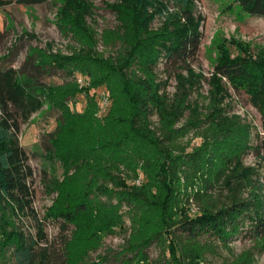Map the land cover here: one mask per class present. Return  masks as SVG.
<instances>
[{"label": "trees", "instance_id": "16d2710c", "mask_svg": "<svg viewBox=\"0 0 264 264\" xmlns=\"http://www.w3.org/2000/svg\"><path fill=\"white\" fill-rule=\"evenodd\" d=\"M46 1L0 0V8ZM195 1L120 0L109 6L119 26L104 32L102 43L119 47L114 55L103 57L94 50L96 40L86 23L88 4L65 0L61 20L84 40V47L24 66L37 76L67 69L86 75L90 79L86 91H73L86 99L80 115L65 106V92L36 84L28 75L21 78L23 71L19 75L12 68L0 69V264H71L74 243L82 242L77 251L80 258L95 246L96 230L121 226L118 208L106 202L74 206L78 195L57 185L60 198L49 215L40 217L35 211L33 170L18 141V111H35L41 97L63 111L65 123L57 135L73 133L64 149L57 145L60 137L56 139L52 150L48 149L50 158L64 160L67 174L73 162L81 168H104L103 181L92 179L88 186H97L102 193L113 192L109 183L114 189L123 187L118 199L136 209L130 241L121 251L106 253L93 264H207V255L219 249L229 254L226 264H250L255 254L264 253V185L257 170L240 159L245 133L237 130L233 119L215 117L220 101L216 97L222 92L219 80L213 79L214 89L208 96L201 94L199 78L191 70L202 41V19L195 14ZM239 4L249 15L264 18V0H239ZM158 18L164 24L153 30ZM157 58L176 73L171 98L159 93L163 83L153 71ZM215 71L248 86L256 94L253 104L264 115V52L255 61L225 58ZM100 87H105L110 101L103 117L97 116L100 105L89 95L91 88ZM193 94L200 101L190 99ZM153 112L158 116L155 125L150 120ZM228 136L237 144L228 143ZM79 148L83 152L78 153ZM254 152L257 163L264 166V134ZM85 154H91L92 160L83 158ZM140 171L148 182L135 185ZM120 172L131 181L129 185L118 177ZM190 202L199 205L195 216ZM89 208L97 216L88 223V231L71 232L76 215ZM50 220L60 225L57 240L46 234ZM241 232L251 249L234 255L230 242ZM152 246L159 250L156 259L148 255Z\"/></svg>", "mask_w": 264, "mask_h": 264}, {"label": "rangeland", "instance_id": "374dc122", "mask_svg": "<svg viewBox=\"0 0 264 264\" xmlns=\"http://www.w3.org/2000/svg\"><path fill=\"white\" fill-rule=\"evenodd\" d=\"M89 6L90 14L86 17V23L89 26V33H93L96 40L94 50L103 57L115 54L119 44L115 46H105L102 43V35L106 31L116 30L119 26L116 13L109 7L117 4L120 0H84ZM65 0H47L41 4L30 6H20L15 3L0 8V69L12 68L24 75H27L36 83L44 84L55 90L66 93L65 106L70 113L82 114L86 107V99L79 92L73 93L75 89L80 91L90 86V79L78 71L69 73L70 70L52 71L49 76L35 75L33 69L25 67L29 62L35 65L41 62L45 56L50 59L52 55L61 53L70 54L72 51H79L84 47V40L75 36L71 28L65 25L62 20V9ZM195 14L200 16L202 41L200 52L193 64L192 72L199 78L200 89L198 92L209 95L214 89L213 79L219 80L222 89L221 94L217 95L219 99L217 119L226 117L233 119L239 125L237 130L245 133V140L242 143V153L240 159L245 166L253 167L258 172L259 182L264 185V166L256 161L254 148L260 144L261 137L264 134V115L262 109L255 106L252 98L256 96L244 83L237 81L235 83L216 74V66L225 58L231 60L242 58L250 61L258 59L264 52V18L249 15L239 4V0H196ZM162 19H157L153 23V30H158L163 26ZM153 71L156 78L162 81V92H166L171 98L176 92L175 71L167 69L162 59L157 58ZM178 72V71H177ZM181 73L186 75V71ZM77 89V90H78ZM89 95L95 96L99 103L98 117L107 114L110 108L108 92L105 87L91 88ZM200 98L193 94L190 99ZM214 103H217L214 96ZM201 104V102H199ZM203 112L206 109L202 108ZM188 115V114H187ZM20 122V132L18 135L19 144L23 147L28 156V164L33 170L31 180V189L33 191V207L40 217L49 215L56 201L60 198L57 187H61L69 194H77L79 203L89 202L96 205L98 202H106L118 208V214L121 220L120 227H114L108 230H96L97 242L95 246H90L85 254L79 258L77 251L82 242L74 243L70 257L71 264H93L106 253H116L121 251L130 241L133 234L132 217L136 211L135 206L129 204L126 200L118 199V193L122 192L123 187L114 189L113 192L105 191L102 193L96 187H89L90 180L97 179L100 183L103 181L102 173L105 169L89 168L80 164L70 166L67 174L63 162L57 158L52 159L48 155V149L58 137V131L63 127L65 119L63 111L55 106H51L48 100L40 98V106L35 111H18ZM150 120L155 125L158 116L154 112ZM183 120V118L181 119ZM224 133V132H223ZM72 135H64L59 138L58 146L62 149L71 143ZM228 143L237 144L232 136L226 138ZM83 152L79 148L78 153ZM83 158L92 160L91 154H85ZM87 159V160H88ZM69 164V162H68ZM122 168V167H121ZM123 169V168H122ZM118 177L125 183L130 184L125 174L119 173ZM82 181H87L83 183ZM148 182V179L140 171L139 179L134 182L135 185ZM82 185V186H79ZM122 186L123 183H121ZM215 195H219L215 192ZM191 213L197 215L199 205L190 202ZM89 210L85 213L76 215L74 224L70 231L74 233L88 231V223L97 216V212ZM247 227V226H246ZM60 225L55 221H48L45 225V231L50 240H57L60 232ZM87 233V232H86ZM234 255H239L251 249V243L245 237L244 232L236 235L230 242ZM150 259H156L159 256L157 247L152 246L148 250ZM229 254L224 249H219L215 255H207V264H226ZM250 264H264V253L255 254Z\"/></svg>", "mask_w": 264, "mask_h": 264}]
</instances>
